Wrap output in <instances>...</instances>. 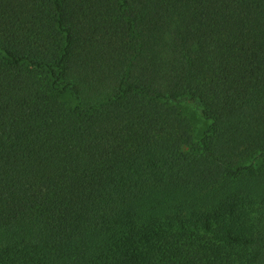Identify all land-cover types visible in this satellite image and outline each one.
Masks as SVG:
<instances>
[{
	"label": "trees",
	"instance_id": "trees-1",
	"mask_svg": "<svg viewBox=\"0 0 264 264\" xmlns=\"http://www.w3.org/2000/svg\"><path fill=\"white\" fill-rule=\"evenodd\" d=\"M0 264H264V0H0Z\"/></svg>",
	"mask_w": 264,
	"mask_h": 264
},
{
	"label": "rangeland",
	"instance_id": "rangeland-1",
	"mask_svg": "<svg viewBox=\"0 0 264 264\" xmlns=\"http://www.w3.org/2000/svg\"><path fill=\"white\" fill-rule=\"evenodd\" d=\"M180 105L182 110H184L190 117L191 124L195 132H200L203 129L204 124L196 106L188 100L182 101Z\"/></svg>",
	"mask_w": 264,
	"mask_h": 264
}]
</instances>
